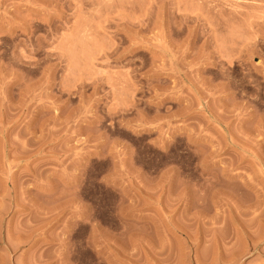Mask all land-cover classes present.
I'll return each mask as SVG.
<instances>
[{"label": "rangeland", "instance_id": "obj_1", "mask_svg": "<svg viewBox=\"0 0 264 264\" xmlns=\"http://www.w3.org/2000/svg\"><path fill=\"white\" fill-rule=\"evenodd\" d=\"M0 264H264V0H0Z\"/></svg>", "mask_w": 264, "mask_h": 264}]
</instances>
